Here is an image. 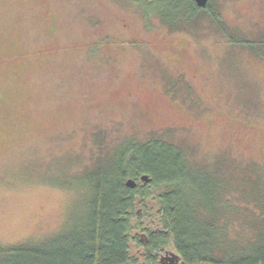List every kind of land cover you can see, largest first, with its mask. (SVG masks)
Instances as JSON below:
<instances>
[{
  "label": "rangeland",
  "instance_id": "374dc122",
  "mask_svg": "<svg viewBox=\"0 0 264 264\" xmlns=\"http://www.w3.org/2000/svg\"><path fill=\"white\" fill-rule=\"evenodd\" d=\"M208 2L171 27L155 13L192 18L188 4L0 0V246L80 223L82 174L152 138L216 170L227 234L255 237L264 208V0ZM134 211L132 234L154 227V198Z\"/></svg>",
  "mask_w": 264,
  "mask_h": 264
},
{
  "label": "trees",
  "instance_id": "16d2710c",
  "mask_svg": "<svg viewBox=\"0 0 264 264\" xmlns=\"http://www.w3.org/2000/svg\"><path fill=\"white\" fill-rule=\"evenodd\" d=\"M181 1L192 9V18L160 17L156 12L163 24L173 27L209 6V2L199 8L192 0L178 3ZM246 44L252 47L250 42ZM200 169L207 175L203 183L194 179ZM215 172L209 166L192 165L180 148L161 139L121 146L120 152L99 160L82 174L85 213L80 223L65 225L39 242L0 246V264H135L131 245L141 243L132 234L130 220L137 201L144 204L151 198L156 205L154 231L142 230L148 236L150 252L170 248L180 264H264V208L258 215L263 225L253 239L242 243L241 237H231L223 216L227 190L223 181L215 182L220 179ZM141 175H147L149 182L138 184ZM127 179L136 181V186L126 187ZM261 199L264 201V194ZM230 206L231 215H236L239 207Z\"/></svg>",
  "mask_w": 264,
  "mask_h": 264
},
{
  "label": "flooded vegetation",
  "instance_id": "af4514ba",
  "mask_svg": "<svg viewBox=\"0 0 264 264\" xmlns=\"http://www.w3.org/2000/svg\"><path fill=\"white\" fill-rule=\"evenodd\" d=\"M151 231L153 232L154 229L152 228ZM139 238L141 244L137 246L138 249L136 252L138 253V256L134 258L135 264H178L172 253L174 255L177 254L172 249L165 248L159 251L150 252L147 248L148 236L146 233H141ZM131 246H134V244Z\"/></svg>",
  "mask_w": 264,
  "mask_h": 264
},
{
  "label": "water",
  "instance_id": "95a60500",
  "mask_svg": "<svg viewBox=\"0 0 264 264\" xmlns=\"http://www.w3.org/2000/svg\"><path fill=\"white\" fill-rule=\"evenodd\" d=\"M192 1L196 4L197 7L205 8L207 6L209 0H192ZM149 180L150 179H149V177L147 175H141L139 177V181L142 182V184L148 183ZM136 184H137V182L132 180V179H127L125 181V186L130 188V189L134 188L136 186ZM172 255L175 258L176 262L179 264V262H180L179 256L178 255H174L173 253H172Z\"/></svg>",
  "mask_w": 264,
  "mask_h": 264
}]
</instances>
